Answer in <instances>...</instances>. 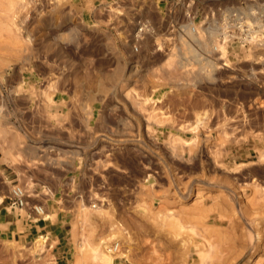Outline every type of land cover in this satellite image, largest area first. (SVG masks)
<instances>
[{
  "label": "rangeland",
  "instance_id": "374dc122",
  "mask_svg": "<svg viewBox=\"0 0 264 264\" xmlns=\"http://www.w3.org/2000/svg\"><path fill=\"white\" fill-rule=\"evenodd\" d=\"M194 2L0 0V264H264V0Z\"/></svg>",
  "mask_w": 264,
  "mask_h": 264
},
{
  "label": "built area",
  "instance_id": "2783aa9c",
  "mask_svg": "<svg viewBox=\"0 0 264 264\" xmlns=\"http://www.w3.org/2000/svg\"><path fill=\"white\" fill-rule=\"evenodd\" d=\"M192 2L195 3L194 0H192ZM174 4L175 3L173 2V6H180V3L178 2H176V5ZM192 5L191 3L185 4L186 10L189 11L190 7L193 8ZM171 12L174 14L175 9H172ZM186 17L189 21L183 24L173 21V31H176L177 29H182V31L186 33L185 29H191L193 33H198L199 31L198 28L195 26L194 21L195 16L192 18V13L186 12ZM206 18L207 22L203 30L206 34H208V40L211 42V44H213L215 51H218L219 47L216 42L220 38H222L223 18L227 21L234 20L237 26H239L242 29V32H244L243 35H238L239 40H236V42L241 41L243 44H250L251 46L264 45V24L259 23V20H255L254 18L244 14V12H242L240 9L227 8L224 11L221 5L218 6L212 4L211 10L207 13ZM143 23H146V26ZM148 25H150V27L146 28ZM151 28L152 24L142 20L140 21V29L137 32V35L139 36L141 33L148 31ZM197 40L198 42L196 43V46H201L200 43H202V40L199 38H197ZM135 48L136 50H138V45H136ZM8 197L10 207L14 210L26 209L29 214V218H33L37 215H43L46 212L44 205L31 201V195L26 190V188L20 184L14 185ZM114 247V251L116 252L119 249V245L117 244Z\"/></svg>",
  "mask_w": 264,
  "mask_h": 264
},
{
  "label": "bare ground",
  "instance_id": "6f19581e",
  "mask_svg": "<svg viewBox=\"0 0 264 264\" xmlns=\"http://www.w3.org/2000/svg\"><path fill=\"white\" fill-rule=\"evenodd\" d=\"M1 198H2V196H1ZM46 214V218H48V217H50L51 216V213H45ZM251 228V227H250ZM260 235V234H259ZM253 236V242H255V240H256V237L254 238V235H252ZM258 236V235H257ZM261 237V236H260ZM117 245V244H116ZM116 245H108L107 246V250H108V252H105V251H103V257H104V259H106V260H108V261H113V256L111 255L112 253L113 254H115L116 252L114 251V249H115V247L114 246H116ZM257 245V244H256ZM100 248L101 247H97V248H93V249H95V250H93V252L95 253H99L100 252ZM256 248V247H255ZM119 250V249H118ZM207 251V250H206ZM101 252H102V250H101ZM115 252V253H114ZM201 252V251H200ZM208 252V251H207ZM246 252V251H245ZM252 252V251H251ZM95 253V254H96ZM206 253V252H205ZM100 254V253H99ZM244 254V253H243ZM243 254H241V255H243ZM202 255H203V253H202ZM206 255V254H205ZM200 258H201V255L199 256ZM240 257V256H239ZM238 257V258H239ZM203 258V257H202ZM201 258V259H202ZM205 258V257H204ZM203 258V260L205 261V259ZM234 263H235V261H234ZM233 263V264H234ZM205 264H206V261H205Z\"/></svg>",
  "mask_w": 264,
  "mask_h": 264
}]
</instances>
